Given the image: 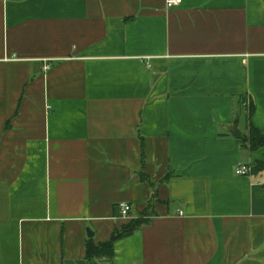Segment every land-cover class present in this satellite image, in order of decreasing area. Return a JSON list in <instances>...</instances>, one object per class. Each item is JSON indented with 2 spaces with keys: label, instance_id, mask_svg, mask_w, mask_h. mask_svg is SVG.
Wrapping results in <instances>:
<instances>
[{
  "label": "crops",
  "instance_id": "0c3cea01",
  "mask_svg": "<svg viewBox=\"0 0 264 264\" xmlns=\"http://www.w3.org/2000/svg\"><path fill=\"white\" fill-rule=\"evenodd\" d=\"M166 1L0 0V264H264V0Z\"/></svg>",
  "mask_w": 264,
  "mask_h": 264
},
{
  "label": "trees",
  "instance_id": "16d2710c",
  "mask_svg": "<svg viewBox=\"0 0 264 264\" xmlns=\"http://www.w3.org/2000/svg\"><path fill=\"white\" fill-rule=\"evenodd\" d=\"M244 99V102H247ZM249 110V117L251 118L255 112L252 103H249L247 108ZM242 142L251 150L255 152L258 149H264V132L260 131L257 127L250 125L249 132L242 137ZM256 166L252 169V174L264 173V161H256ZM153 212H147L141 214L140 217L132 218L122 225L120 228H116L112 233L111 238L105 242L94 243L93 240H89L87 243L86 258L88 260H94L98 258L113 259L114 247L117 243L116 241L120 239H125L128 236L134 234L135 232L141 230V228L151 222V217Z\"/></svg>",
  "mask_w": 264,
  "mask_h": 264
},
{
  "label": "built area",
  "instance_id": "2783aa9c",
  "mask_svg": "<svg viewBox=\"0 0 264 264\" xmlns=\"http://www.w3.org/2000/svg\"><path fill=\"white\" fill-rule=\"evenodd\" d=\"M182 2V0H167L166 1V6L171 9L178 7L179 4ZM50 69V63L45 67V70L48 71ZM242 106L247 109L249 106V102H244ZM252 167L242 164L237 170H236V175L238 176H249L252 172ZM119 212L121 213L122 217L124 219L129 218L131 214V206L126 202V203H121L118 205Z\"/></svg>",
  "mask_w": 264,
  "mask_h": 264
},
{
  "label": "water",
  "instance_id": "95a60500",
  "mask_svg": "<svg viewBox=\"0 0 264 264\" xmlns=\"http://www.w3.org/2000/svg\"><path fill=\"white\" fill-rule=\"evenodd\" d=\"M232 135L235 136L237 139L241 138V133L239 132V130H234L232 132ZM94 234L92 232H89V236L92 237Z\"/></svg>",
  "mask_w": 264,
  "mask_h": 264
}]
</instances>
